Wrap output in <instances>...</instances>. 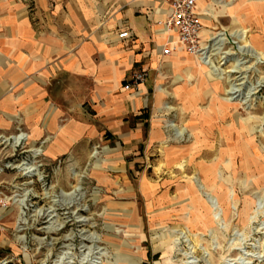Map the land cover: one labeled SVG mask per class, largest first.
Wrapping results in <instances>:
<instances>
[{
    "label": "rangeland",
    "instance_id": "rangeland-1",
    "mask_svg": "<svg viewBox=\"0 0 264 264\" xmlns=\"http://www.w3.org/2000/svg\"><path fill=\"white\" fill-rule=\"evenodd\" d=\"M215 3L209 25L227 43L204 75L201 120L171 100L157 116L166 140L104 136L52 161L45 141L15 146L22 130L0 138V264L66 251L73 264H264V0Z\"/></svg>",
    "mask_w": 264,
    "mask_h": 264
},
{
    "label": "crops",
    "instance_id": "crops-1",
    "mask_svg": "<svg viewBox=\"0 0 264 264\" xmlns=\"http://www.w3.org/2000/svg\"><path fill=\"white\" fill-rule=\"evenodd\" d=\"M215 5L197 0L204 38L217 34ZM169 11L165 0H0V135L45 141L52 161L104 136L131 148L143 134L166 140L157 116L174 109L171 100L201 120L211 70L184 51L163 54ZM127 30L132 37L121 39ZM140 71L146 82L126 90Z\"/></svg>",
    "mask_w": 264,
    "mask_h": 264
},
{
    "label": "built area",
    "instance_id": "built-area-1",
    "mask_svg": "<svg viewBox=\"0 0 264 264\" xmlns=\"http://www.w3.org/2000/svg\"><path fill=\"white\" fill-rule=\"evenodd\" d=\"M165 1L170 6V11L166 20L160 22V24L172 37L165 45L163 54L171 56L176 52L184 51L196 58L200 64L210 68L212 66L211 60L215 58V48L217 46L213 45L217 34L210 38H204L205 24L202 20V14L197 10V0ZM131 37L132 33L129 30L120 34L121 39ZM147 78V71L135 72L126 80L124 88L126 90H139ZM0 138L6 141L5 135H0ZM23 141L25 140L21 139L18 146ZM3 207H6V196L0 192V209Z\"/></svg>",
    "mask_w": 264,
    "mask_h": 264
},
{
    "label": "bare ground",
    "instance_id": "bare-ground-1",
    "mask_svg": "<svg viewBox=\"0 0 264 264\" xmlns=\"http://www.w3.org/2000/svg\"><path fill=\"white\" fill-rule=\"evenodd\" d=\"M217 37L215 38V41H214V45L213 46H217L216 48H215V50H216V53H218V52H220V50H222V48H223V45L225 44V43H227L226 41H227V37H226V34L224 33V32H221V33H219L218 35H216ZM241 49H243V47L241 46L240 47ZM264 56V55H263ZM210 70H211V74H213V72H216V68H215V66L212 64V66L210 67ZM218 76H221V74L219 73V75ZM25 138H27V136L25 135V134H22V135H20V136H16V137H14V140H15V146H18V144H19V141L21 140V139H25ZM36 153L38 154L39 153V150H36ZM13 167V166H12ZM15 167L16 168H19V169H21L25 174H32V175H36L38 172H37V169H36V167L35 166H33V165H29L28 163H26V162H24V163H22V164H19V165H15ZM28 194V193H27ZM26 201H27V198L25 197V198H23V199H21L20 200V202H21V205H22V209H23V211H22V217H21V222L22 223H26V219H25V209L24 208H26ZM20 205V206H21ZM50 215L51 216H55L54 215V210H51L50 211ZM71 252H69V251H66L61 257H60V260L58 261V263L57 264H60L61 262H66V264L68 263V264H73V258H72V256H71ZM91 264H97V263H91Z\"/></svg>",
    "mask_w": 264,
    "mask_h": 264
}]
</instances>
